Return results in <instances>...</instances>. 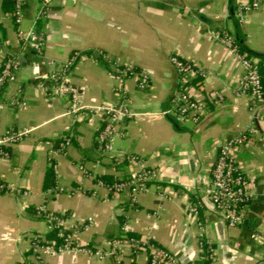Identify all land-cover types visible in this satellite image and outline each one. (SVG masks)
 Listing matches in <instances>:
<instances>
[{
  "label": "crops",
  "instance_id": "0c3cea01",
  "mask_svg": "<svg viewBox=\"0 0 264 264\" xmlns=\"http://www.w3.org/2000/svg\"><path fill=\"white\" fill-rule=\"evenodd\" d=\"M7 1L0 0V65L7 54L18 55L21 64L16 80L0 88V134L30 131L0 158V181L17 189L0 192V264L32 262L31 236L48 233L46 222L30 210L39 205L87 223L75 233L82 244L103 245L131 233L173 254L172 264H200V242L211 247L214 264H264V104L252 109L250 99L237 92L242 63L214 38L222 31L239 33L249 50L264 55V2L239 22L237 0H50L37 21L45 36L44 56L38 58L22 48L17 30L32 25L44 0H26L19 24L13 8L4 11ZM74 53L66 84L76 89L81 105L124 100L134 114L119 125L114 148L157 170L135 196L96 184L98 175L121 180L135 170L125 160L116 166L111 154L99 150L96 135L104 115L89 108L67 113L69 95L45 87V75ZM172 54L204 71L185 84L206 105L198 122L177 123L162 113L181 85ZM128 68L148 74L145 89L137 87L134 75L121 72ZM249 126L252 137L234 156L251 199L242 223L232 227L206 189L220 144ZM50 165L55 185L46 189ZM189 204L197 206V216L189 215ZM146 263L143 250L124 251L120 261ZM40 264L116 263L64 252L42 254Z\"/></svg>",
  "mask_w": 264,
  "mask_h": 264
},
{
  "label": "built area",
  "instance_id": "2783aa9c",
  "mask_svg": "<svg viewBox=\"0 0 264 264\" xmlns=\"http://www.w3.org/2000/svg\"><path fill=\"white\" fill-rule=\"evenodd\" d=\"M50 0H44L43 7L39 10L35 20L28 29H18L17 37L22 48L32 52L36 57L44 56L45 36L37 27V21L46 13V5ZM26 0H14L13 17L19 24L23 17V6ZM264 0H237L236 18L242 22L245 16L258 10ZM214 38L228 45L239 57L243 74L238 82L237 92L250 99L251 108L254 109L259 104H264V90L262 81L264 80V59L248 56L246 53H240L234 44V35L228 31L215 33ZM78 54L74 53L60 69L52 70L45 75L44 80L49 84L46 88L55 90L59 95H69V105L67 113L84 112L86 108L91 111H98L104 115L103 124L96 135V142L99 150L103 154L112 155V159L117 162L127 161L135 167L125 179L116 180L107 184L102 180H96L99 187H104L108 192L130 191L134 196L137 192L146 190V184L153 181L157 176V170L152 167L142 166L141 159L135 155L124 154L114 148V137L119 133V125L134 114L129 110L125 101L108 106L85 107L80 103V96L75 88L66 84L67 76L70 73L71 66L76 61ZM170 62L176 69L180 78L181 85L174 92L171 98L170 107L162 113L171 116L177 123L186 121L198 122L205 113L206 105L193 97L187 90L185 84L193 78L204 76V71L197 68L192 62L187 61L177 54L170 56ZM21 61L16 54H7L3 56L0 65V88L14 82L16 73ZM123 74L134 75L137 79V87L145 89L149 83V76L144 71H135L131 68L123 69ZM264 118V116H263ZM29 129L15 130L7 129L0 134V158L9 156L8 146L20 141L29 133ZM253 126L246 130L231 134L219 146L215 163L211 169V178L206 189L208 199L211 205L226 220L229 226L235 227L242 223L244 212L250 202L251 193L248 181L237 165L234 150L250 141ZM17 189L0 181V192H16ZM26 195L24 190L21 192ZM133 200L135 197L132 198ZM47 211L44 205L36 207V216L40 217ZM188 213L190 216H197L198 208L194 204H189ZM62 215V214H61ZM56 215L53 212H47V218H42L46 222L48 232L57 227V236L61 238L60 243L54 238H47L43 234H33L29 242V251L33 258L31 263L20 262L19 264H40L42 254H60L85 253L101 260L110 259L116 264H120L124 251L143 250L147 254L146 264H172L176 262V257L163 247L148 239H140L134 236H117L104 242L103 245L82 244L75 238V233L83 226L88 224L83 221H77L70 216ZM91 218H88L90 221ZM204 243L200 242V248L204 251ZM211 264L215 263L214 255L211 251Z\"/></svg>",
  "mask_w": 264,
  "mask_h": 264
},
{
  "label": "trees",
  "instance_id": "16d2710c",
  "mask_svg": "<svg viewBox=\"0 0 264 264\" xmlns=\"http://www.w3.org/2000/svg\"><path fill=\"white\" fill-rule=\"evenodd\" d=\"M3 8H4V11H11L12 8H13V0H9L7 2H5L3 4ZM13 14V13H12ZM234 44L237 48V51L240 52V53H246L248 56H252V57H256L260 60H263L264 59V55H261V54H258V53H255V52H252L251 50H249L245 45H244V42L242 40V36L241 34H236L234 35ZM262 84H263V90H264V80L262 81ZM116 166L118 165H122L123 162H120V163H117L115 162L114 163ZM54 172H53V165H50L46 171V175H45V183H44V187L46 189L52 187L55 185V181H54ZM96 180H102L103 182L107 183V184H111L113 183L114 181L116 180H112L111 178L108 177V175H98L96 176ZM30 210L32 211V213L34 215H36V207H32L30 208ZM47 212L48 211H45L42 213V215L39 217V218H47ZM56 215H65V216H69L67 215V213H54ZM128 236H134L136 238H138L137 236L131 234V233H128L127 234ZM47 238H54L57 240V243H60L61 241V238L57 236V227L54 228L53 230H50L47 235H46ZM151 240V239H150ZM152 241V240H151ZM154 242V241H153ZM211 247L207 244L204 245V251H203V255H202V258L200 260V264H211L212 260H211V257H210V254H211Z\"/></svg>",
  "mask_w": 264,
  "mask_h": 264
}]
</instances>
